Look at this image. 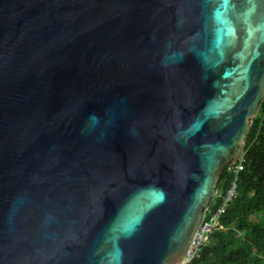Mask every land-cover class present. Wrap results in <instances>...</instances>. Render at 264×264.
Here are the masks:
<instances>
[{"label":"water","instance_id":"obj_1","mask_svg":"<svg viewBox=\"0 0 264 264\" xmlns=\"http://www.w3.org/2000/svg\"><path fill=\"white\" fill-rule=\"evenodd\" d=\"M264 100V0H0V264H185Z\"/></svg>","mask_w":264,"mask_h":264},{"label":"trees","instance_id":"obj_2","mask_svg":"<svg viewBox=\"0 0 264 264\" xmlns=\"http://www.w3.org/2000/svg\"><path fill=\"white\" fill-rule=\"evenodd\" d=\"M233 165L223 168L218 195L209 205L210 212L216 211L233 182H237L236 193L220 219L224 227L211 235L188 264H264V220H248L264 215V100L245 144L241 170L236 173L231 169Z\"/></svg>","mask_w":264,"mask_h":264},{"label":"built area","instance_id":"obj_3","mask_svg":"<svg viewBox=\"0 0 264 264\" xmlns=\"http://www.w3.org/2000/svg\"><path fill=\"white\" fill-rule=\"evenodd\" d=\"M243 159L239 163H235L231 167L236 173H238L242 168ZM237 190V182L234 181L232 187L228 190L223 204L214 212H210L209 207L206 210V215L204 221L194 239V242L186 256L185 264L191 262L195 257H197L202 249V247L210 241L211 235L218 229H222L224 226L221 224V216L227 211L229 202L234 197ZM209 213V217H207Z\"/></svg>","mask_w":264,"mask_h":264},{"label":"rangeland","instance_id":"obj_4","mask_svg":"<svg viewBox=\"0 0 264 264\" xmlns=\"http://www.w3.org/2000/svg\"><path fill=\"white\" fill-rule=\"evenodd\" d=\"M218 195V194H217ZM250 222H261L264 220V215H256L248 218Z\"/></svg>","mask_w":264,"mask_h":264},{"label":"clouds","instance_id":"obj_5","mask_svg":"<svg viewBox=\"0 0 264 264\" xmlns=\"http://www.w3.org/2000/svg\"><path fill=\"white\" fill-rule=\"evenodd\" d=\"M242 159H243V158H242ZM242 159H241V160H242ZM239 162H240V161H239ZM239 162H238V163H239ZM233 164H234V163H233Z\"/></svg>","mask_w":264,"mask_h":264}]
</instances>
